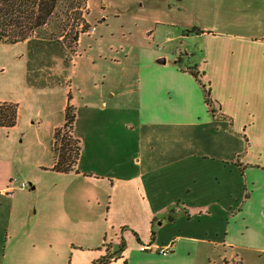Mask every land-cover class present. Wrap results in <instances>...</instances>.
Wrapping results in <instances>:
<instances>
[{"label": "crops", "instance_id": "crops-1", "mask_svg": "<svg viewBox=\"0 0 264 264\" xmlns=\"http://www.w3.org/2000/svg\"><path fill=\"white\" fill-rule=\"evenodd\" d=\"M98 8L105 12L102 2ZM155 8L154 18L144 21L147 26L152 25L145 30V33L148 31L146 38L155 39L156 28L161 27L164 30L160 33L161 44L166 49L165 52L151 47L140 49L134 89L126 92L123 104L125 109L132 104L136 121L152 131L134 138L136 142L123 138L122 149L113 154L119 151L128 154L117 159L113 172L94 174L80 171L76 166L78 174H61H75L84 179L97 175L107 177L110 182L107 221L110 220L102 245L80 247L72 244L67 251L69 258L63 263L51 264H94L106 255L108 246L111 253L115 252L121 239L125 242L124 250L108 264H264V131L248 134L259 117L264 120V0H156ZM85 9L89 10L88 16L94 12L89 0ZM179 13L186 24L184 20L182 24H174L172 15ZM104 22L105 19L101 24ZM191 29L197 31L189 32ZM151 36L153 38H149ZM184 55L191 60L188 58L182 65ZM178 58L180 64H175ZM161 60L165 63H159ZM193 66L203 73L201 82L210 90L214 114L204 103L200 85L186 72ZM68 81L70 91L69 78ZM70 99L63 109L70 105ZM252 102L253 107L249 106ZM117 105L111 108L117 109ZM235 107L247 114L245 128L236 125L230 110ZM168 127L190 130L171 136L173 141L177 137L183 141L178 153L180 160L187 163L175 170L171 167L172 160L158 171L147 164L138 169L133 167L129 157L141 153L142 142L150 145L143 146V150H155L160 139L157 129ZM202 155L205 162L199 164ZM225 157L230 158L227 161ZM164 170L168 171L160 174ZM156 172L159 175H154ZM175 175L182 179V185L174 184ZM10 178L6 177L7 183L12 182ZM189 182L200 184L203 195L211 197L207 202L203 200L210 206H205L198 215L204 213L206 219L216 220L225 217L227 212L226 222L222 230L209 225L205 233L171 234L161 240L160 233L175 221L171 215L159 217L161 210L156 212L151 206L152 195L161 198L164 193L183 187L188 193ZM5 189L7 187H0V191ZM242 195L243 201L233 207L230 203L233 197ZM179 199H182L181 194ZM101 202L99 200V204ZM228 202L227 207L218 206ZM200 209L193 208L195 212ZM184 212L186 227L190 229L195 223L190 222L188 207ZM108 231L111 234L108 235ZM210 232L213 236H209ZM168 245H172V253L159 255L158 249Z\"/></svg>", "mask_w": 264, "mask_h": 264}, {"label": "rangeland", "instance_id": "rangeland-1", "mask_svg": "<svg viewBox=\"0 0 264 264\" xmlns=\"http://www.w3.org/2000/svg\"><path fill=\"white\" fill-rule=\"evenodd\" d=\"M89 1L94 12L88 16L89 10L83 11V23L79 22L77 30L87 26V31L74 45L69 40L71 37L44 39L47 40L44 42L38 39L29 46L27 42H0V103L13 101L18 104L16 126L8 130L0 128V187H7L0 191V264L63 263L69 258L67 251L72 244L80 247L102 245L110 220L107 221L110 182L104 175L84 179L75 174L53 172L54 147L60 149L61 143L73 134L80 142L77 165L80 171L105 174L113 172L117 159L128 154L123 151L113 154L122 149L124 137L136 142L139 136L152 131L149 126L136 121L132 104L127 109L123 104L128 95L126 92L134 89L140 49L151 47L164 52L166 49L161 44L160 33L164 32L161 27L156 28L155 39L146 38L148 31L145 33V30L152 25L147 26L144 21L154 18L156 0ZM100 2L105 5L104 13L98 8ZM172 16L174 24H182L185 19L182 13ZM103 19L105 22L101 24ZM70 24L72 27H67L66 36L76 29L74 23ZM183 24H186L185 20ZM188 58L191 60L190 56L184 55L182 65ZM68 78L70 91L67 89ZM69 97L75 113L73 130L63 127V107ZM116 104L118 108L112 109L111 106ZM253 105L254 102L249 104ZM230 110L236 125L245 128L247 114L237 107ZM221 127L224 128V124ZM189 131L186 127L157 129V135H160L158 147L143 150V146L150 145L142 142L141 153H133L129 161L136 169L147 164L158 171L172 160L171 167L175 170L187 162L180 160L178 153L183 141L178 140L179 137L173 141L171 136ZM263 131L264 120L259 117L248 134ZM54 133H58L56 142ZM240 133L244 134L243 131ZM203 147L207 148V145ZM202 158L203 155L197 163H204ZM225 158L228 161L230 157ZM167 171H160V174ZM194 171L197 172L196 167ZM177 175L172 180L180 186L182 179L176 178ZM7 176L12 182L7 183ZM22 184L27 187L22 188ZM187 186L190 188L188 193L183 187L164 193L161 198L152 195L151 206L156 212L161 210L159 217L171 215L175 221L160 233L161 240L171 234L205 233L209 225L222 230L226 222L227 212L225 217L216 220L206 219L204 213L198 215L205 206H210L203 200L207 202L211 197L203 195L200 184L189 182ZM180 194L182 199H179ZM243 199L244 195L233 197L230 203L235 207ZM228 205L229 202L218 206ZM185 207L189 208L191 224L195 223L190 229L186 227ZM133 208L139 210L136 206ZM193 208L202 209L195 212ZM108 247L106 254L111 253Z\"/></svg>", "mask_w": 264, "mask_h": 264}, {"label": "trees", "instance_id": "trees-1", "mask_svg": "<svg viewBox=\"0 0 264 264\" xmlns=\"http://www.w3.org/2000/svg\"><path fill=\"white\" fill-rule=\"evenodd\" d=\"M86 3L87 0H0V42L8 44L27 42L29 46L38 39L44 42L48 39L71 37L69 40L74 45L77 43L79 36L87 31V26L77 30L79 22L83 23L82 15ZM71 22L75 24L76 29L74 27L73 34L66 36L67 27H72ZM50 26L54 27L49 31L47 29ZM193 31H197V29H191L189 32ZM29 50L30 48H28ZM175 64H180L179 58L176 59ZM186 72L200 85L204 103L209 112L214 114L210 90L206 84L201 82L203 73L200 74L195 66L187 68ZM72 110L74 111V108L68 104L64 110L65 123L63 126L71 130H73L75 121V113ZM17 119L18 104L0 103V128L10 129L14 127ZM57 134L54 133L55 142ZM61 144V148L58 150L54 147L56 160L51 170L60 174H78L76 166L81 153L79 140L71 134ZM153 235L152 231L151 236L153 237ZM135 237L139 242L136 234ZM124 247L125 242L121 239L115 252L107 253L94 264H108L111 259L117 258Z\"/></svg>", "mask_w": 264, "mask_h": 264}, {"label": "built area", "instance_id": "built-area-1", "mask_svg": "<svg viewBox=\"0 0 264 264\" xmlns=\"http://www.w3.org/2000/svg\"><path fill=\"white\" fill-rule=\"evenodd\" d=\"M26 185L25 184H22L21 187H25ZM27 187V186H26ZM173 251V247L172 245H168V246H165L163 248H159L158 249V254L161 255V256H167L169 255L170 253H172Z\"/></svg>", "mask_w": 264, "mask_h": 264}, {"label": "water", "instance_id": "water-1", "mask_svg": "<svg viewBox=\"0 0 264 264\" xmlns=\"http://www.w3.org/2000/svg\"><path fill=\"white\" fill-rule=\"evenodd\" d=\"M159 63H161V64H164V63H165V61H164V60H161V61H159Z\"/></svg>", "mask_w": 264, "mask_h": 264}]
</instances>
